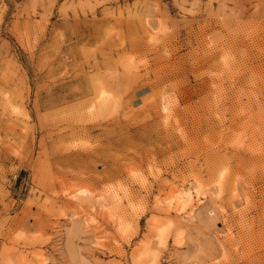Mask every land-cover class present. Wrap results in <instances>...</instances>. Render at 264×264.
<instances>
[{"label": "rangeland", "instance_id": "obj_1", "mask_svg": "<svg viewBox=\"0 0 264 264\" xmlns=\"http://www.w3.org/2000/svg\"><path fill=\"white\" fill-rule=\"evenodd\" d=\"M0 264H264V0H0Z\"/></svg>", "mask_w": 264, "mask_h": 264}, {"label": "bare ground", "instance_id": "obj_2", "mask_svg": "<svg viewBox=\"0 0 264 264\" xmlns=\"http://www.w3.org/2000/svg\"><path fill=\"white\" fill-rule=\"evenodd\" d=\"M191 196H190V194H188L187 196H186V199L184 200V201H182V203H181V205H180V210L182 209V208H184L186 205H187V203L190 201V198Z\"/></svg>", "mask_w": 264, "mask_h": 264}]
</instances>
